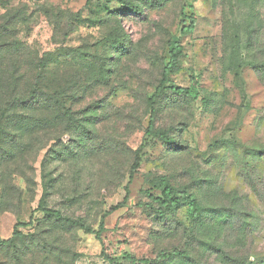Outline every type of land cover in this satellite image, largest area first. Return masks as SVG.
<instances>
[{"label": "rangeland", "instance_id": "1", "mask_svg": "<svg viewBox=\"0 0 264 264\" xmlns=\"http://www.w3.org/2000/svg\"><path fill=\"white\" fill-rule=\"evenodd\" d=\"M263 66L264 0H0V264H264Z\"/></svg>", "mask_w": 264, "mask_h": 264}, {"label": "trees", "instance_id": "2", "mask_svg": "<svg viewBox=\"0 0 264 264\" xmlns=\"http://www.w3.org/2000/svg\"><path fill=\"white\" fill-rule=\"evenodd\" d=\"M133 12H138L139 9L132 7L131 8ZM188 25H184L183 28V33L184 34H193L196 31L197 28V19L195 17L190 16ZM182 46L179 41L174 40L169 44V63L165 67L163 74H162V80L161 83L159 84L157 91L155 95L152 97L151 102L154 107L155 101L159 95L166 91H171L173 93H177L180 95H198V91H190L187 88H182V87H175V86H167L169 82V76L170 74L178 67L179 63V58L182 55ZM264 67V66H263ZM153 122L151 121L149 129L150 131L153 130ZM139 166V163L136 162L135 167ZM159 187L162 189V198H155L152 197L153 200L157 203H159L163 208H171L175 207L179 204V199L176 197V192L171 187L168 183V181L165 178H162L159 183ZM188 200V210L187 214L190 219L193 221L199 222L203 218V208L201 207L199 201L197 198L193 195H188L187 196ZM122 205H119L115 208H112L109 211V214L115 212L118 210ZM43 211L47 214L50 215L51 218L57 223H62L66 226L73 227V228H79L81 230H84L87 234H92L96 235L98 240H101V234L102 231L105 228L104 223H101L100 225V230L95 231L89 226H87L82 220H74L69 217H64L59 211L56 210H49V209H43ZM214 212L220 213L219 210H214ZM32 223L29 224H19L17 227L18 228H24L30 226ZM26 236L18 231H15L13 236L8 239V240H0V243L3 246H12L16 243L17 240L21 238H25ZM176 258L180 259H188V254L184 251H178V250H173V251H165L161 252L155 259H143V260H138L134 257H131L129 255H126L123 259L130 262L131 264H161L162 262H167V261H172Z\"/></svg>", "mask_w": 264, "mask_h": 264}]
</instances>
